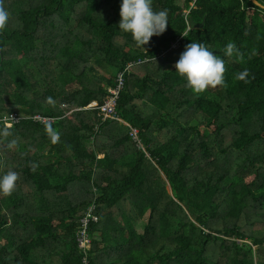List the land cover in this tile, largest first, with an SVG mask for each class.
<instances>
[{"label":"trees","instance_id":"16d2710c","mask_svg":"<svg viewBox=\"0 0 264 264\" xmlns=\"http://www.w3.org/2000/svg\"><path fill=\"white\" fill-rule=\"evenodd\" d=\"M192 1L152 0L168 26L141 47L120 0H4L0 175L19 179L0 194V264H81L94 200L89 264H264V9ZM191 42L224 60L223 86L196 92L175 72ZM122 71L119 120L102 121Z\"/></svg>","mask_w":264,"mask_h":264},{"label":"clouds","instance_id":"9594fccd","mask_svg":"<svg viewBox=\"0 0 264 264\" xmlns=\"http://www.w3.org/2000/svg\"><path fill=\"white\" fill-rule=\"evenodd\" d=\"M119 29L130 33L138 46L147 45L153 36L162 35L168 26V13L166 10L155 11L152 0H120ZM9 20V12L0 0V30H3ZM226 55L235 52L239 55L235 43L229 42L225 46ZM175 72L184 77L196 92H203L208 87L223 86L225 84V62L211 51L204 43L191 42L180 54L174 64ZM247 75L240 74V78ZM52 142H58L59 133L48 127ZM5 135L8 133L5 132ZM19 174L9 171L0 175V194L10 196L16 187Z\"/></svg>","mask_w":264,"mask_h":264},{"label":"built area","instance_id":"2783aa9c","mask_svg":"<svg viewBox=\"0 0 264 264\" xmlns=\"http://www.w3.org/2000/svg\"><path fill=\"white\" fill-rule=\"evenodd\" d=\"M195 1L193 0L191 3V8L194 7ZM189 11H186L184 16L188 22V14ZM178 46V41H176L174 44H172L171 48L175 49ZM128 65L127 67H129ZM124 86V77H123V71L118 73L117 79H116V86L113 88L108 89V96L104 103L98 107V104L96 102L90 103L89 107H98L99 108V117L102 121H105L107 119H113V120H119L118 116L116 115V101L119 95L120 90ZM20 120V117L18 115H13L11 118H8L5 120L4 124L7 127H11L13 123H16ZM32 120L36 122H45L49 121L48 118L41 117L39 115H34L32 117ZM130 136L134 142H136L137 146L144 150V147L142 146L141 140L138 137V131L136 128H132L130 131ZM97 204L94 200L85 210L83 216L79 219L76 230H75V240L77 247L80 251V254L82 255L81 258V264H89V255L90 251L92 249V237L90 233V226L91 224L98 222V215L96 213Z\"/></svg>","mask_w":264,"mask_h":264},{"label":"water","instance_id":"95a60500","mask_svg":"<svg viewBox=\"0 0 264 264\" xmlns=\"http://www.w3.org/2000/svg\"><path fill=\"white\" fill-rule=\"evenodd\" d=\"M255 5H257L258 7L264 9V5L259 3L257 0H251ZM203 25V23L197 24L195 23L192 18H189V27L190 28H195V27H201Z\"/></svg>","mask_w":264,"mask_h":264},{"label":"crops","instance_id":"0c3cea01","mask_svg":"<svg viewBox=\"0 0 264 264\" xmlns=\"http://www.w3.org/2000/svg\"><path fill=\"white\" fill-rule=\"evenodd\" d=\"M99 157H102V155H99Z\"/></svg>","mask_w":264,"mask_h":264}]
</instances>
